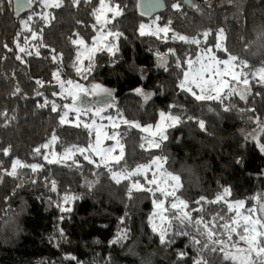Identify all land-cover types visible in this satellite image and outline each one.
I'll return each mask as SVG.
<instances>
[{"label":"trees","instance_id":"obj_1","mask_svg":"<svg viewBox=\"0 0 264 264\" xmlns=\"http://www.w3.org/2000/svg\"><path fill=\"white\" fill-rule=\"evenodd\" d=\"M174 2L176 0H165V8L158 15L161 23L171 20V29L189 38H202L201 34L209 31L207 43L202 45H213L222 28L226 39L220 55H233L252 69L264 67V47L253 42V37L264 31V0H192L197 10L181 3L183 14L171 7ZM30 4L32 9L16 19L13 0H0L3 9L0 12V42L13 48V52L0 48V55L6 56L0 60V111H6L9 116L15 114V120L10 122L0 117V149L11 146L10 155L0 154V161L5 169H10L14 159L24 164L39 163L43 167L35 173L30 168H18L16 177L4 174L0 179V264H176V251L190 244L188 237L177 236L170 248L161 245L149 222L155 197L147 192L133 191L129 199V181L117 184L105 166L90 164L79 154L74 157L79 167L72 165V161L50 164L41 155H34V149L50 143L53 134L58 138L53 149L59 154L68 146L85 147L94 137L83 126L60 125L61 109L52 112L51 103L44 108L38 107L45 98L60 105L69 102L60 95H52L54 91L59 93L53 78L58 70L61 80L98 83L112 89L116 113L119 111L125 119L141 126L155 125L160 111L182 115L181 123L166 131L168 140L160 149L141 148L144 133L122 124L119 133L125 155L120 164H111L113 170L121 166L131 170L163 155L166 158L164 168L181 177L182 187L176 191V196L188 203L187 211L201 196L212 201L225 187L230 189L228 202L243 200L245 211L258 210L264 203V154L251 137L264 143V86L252 80L247 101H241L238 96L225 101L232 105L229 111H224L225 105L215 100L197 101L190 92L181 89L179 83L186 70L185 53L195 58L198 46L172 39L165 43L155 36L141 37L139 24L150 18L138 13L136 0H120L123 15L106 26L108 30L115 29L123 34L117 41L115 56L99 51L86 61L82 73H77L73 65L78 67L79 46L72 40L82 39L92 44L99 33L93 15L94 9L99 7L98 0H81L79 5L63 0L62 7L48 11L39 6L37 0H30ZM41 12L49 14L47 23L40 19ZM25 20H30V27L37 31L40 39L33 41L31 33L24 32L18 42L23 46L28 37L33 53L34 46L42 44L39 56H24L15 46ZM169 48L175 49L177 57L181 58L180 68L173 63L176 57L168 54ZM157 50L167 59V71L158 67ZM17 54L22 56L24 63L14 58ZM54 55L58 57L55 61ZM90 63L93 70L89 73ZM140 69L144 70L146 78L142 77ZM37 80L44 82L43 87L36 84ZM17 87L18 93L15 92ZM137 87L153 92V97L145 102L135 94ZM37 91L43 95L37 96ZM188 116L194 119L188 120ZM198 119L205 121L204 130L198 127ZM237 159L240 164L236 163ZM45 178L55 179L57 193L48 191ZM134 179L145 181L141 177ZM85 180L96 183L88 189L84 186ZM66 191L80 194L81 199L74 201L71 213H60L54 205L49 206L47 199L58 200V193L63 195ZM203 208L206 220L220 209H224L220 215L225 219L235 217L234 212H227L223 201L206 203ZM125 213L127 238L113 245L110 242L122 227L118 221ZM60 215L69 218L58 225ZM191 215L198 218L201 213L191 212ZM58 226L63 229V238L57 233ZM214 226L217 232L221 231L219 224ZM240 232L239 228L233 233V241L238 240ZM220 238L227 239L223 235ZM240 244L243 242L236 246ZM230 249L233 250L231 246ZM187 252L188 258L181 264H193L197 253L192 247H187ZM70 256H75L76 260L65 258ZM203 259L207 264H236L224 259L220 251H205Z\"/></svg>","mask_w":264,"mask_h":264},{"label":"snow or ice","instance_id":"obj_2","mask_svg":"<svg viewBox=\"0 0 264 264\" xmlns=\"http://www.w3.org/2000/svg\"><path fill=\"white\" fill-rule=\"evenodd\" d=\"M39 5L43 9L48 8H60L63 6V0H37ZM81 0H71L73 5H79ZM85 2H90V0H85ZM181 3L188 4L190 7L197 10V5L192 3V0H176L172 3L171 7L182 13ZM99 7L95 8L93 15L95 17L96 25H98L97 31L100 35L93 41L92 47L85 46L84 40H72L73 44L79 45L78 55L76 57L77 63H79L83 57L87 56L89 60L92 59V54L97 51L96 45H100L102 41H108L111 37V41L102 45L101 50L115 56L118 51L117 41L122 37V33L116 31L115 29L108 30L106 26L111 20H115L116 17L123 15V9L121 8L120 0H98ZM125 8L127 5L124 6ZM3 9L0 8V12ZM106 13H110L111 16H107ZM183 14V13H182ZM40 19L47 23L49 14L41 12ZM23 27L21 32L16 38L15 46L18 48L19 53L24 54V56L40 55L39 48L43 47L42 44L38 43L34 47L36 48L35 53L29 49V38L25 37L23 46L20 45L19 36L23 35L24 32L31 33L30 39L33 41H39L40 36H38L37 31H34L30 27V20H25L22 22ZM139 35L143 36H155L160 39V34L164 36V42H168L169 33L171 32V39L173 41H180L189 45L198 46L200 55H197L195 59L189 58L185 53L184 62L187 64L188 70L183 73V80L180 81L179 87L187 92H190L192 96L195 97L197 101L204 100H215L220 104L225 105L224 111H229L232 107L231 104H225L229 98L233 96H238L241 101H247L248 97L251 95V89L249 85V76L256 80L262 86H264V67H261L255 71H237V65L240 69H247L248 65L243 60H238L237 57L230 55L227 59H217L213 54V47H199L201 44L207 43V38L210 35L209 31L202 33V38H189L185 35H180L171 29V20H168L165 26H160L157 20H154L152 24H139ZM42 35V29L40 30ZM218 42L215 43L214 47L216 49H221L223 47V42L225 41L224 29H219L217 32ZM253 42L257 43L259 46L264 47V31H261L256 36L253 37ZM0 48L5 49L7 52H13V48L7 43L0 42ZM226 51V49H225ZM168 54L176 59L173 61L176 68L181 67V58L177 57L175 49L169 48L167 50ZM155 56L158 60V67L163 68L165 71L168 70V64L166 57L161 54L158 50L155 51ZM14 58L21 63H24L21 55H15ZM6 59V56L0 55V60ZM52 59L55 61L58 59L57 56H53ZM115 63V61H113ZM76 67L77 73L82 71L81 68ZM93 70V64H89L87 72ZM142 77L146 78V73L143 69H140ZM225 77H230L226 79ZM53 78L59 86V93L53 92V96L60 95L65 99L71 98L70 103L57 104L55 101L49 102L47 98L44 102L38 104V107L44 108L51 103V111L56 112L61 109V115L59 119V124L64 125L66 123H74L75 127H81L88 129L89 133H95L94 143H90L87 147H78L76 145L68 146L64 148L62 155L59 157L55 153L43 154V160L48 161V163H63L64 161L71 160L72 165L79 167L74 159L75 154L79 153L84 156L90 164L94 162V158L91 155L100 157V164H104L107 167L108 172L111 175V179L119 184L122 180L130 181V185L127 186V196L129 199L132 198V192H147L151 194L155 199L152 200L154 211L149 217V222L152 225V232L156 233L159 237V243L165 247H171L176 242L177 236H186L189 238L190 244L187 247H192L197 253L193 257V264H207V261L203 259V253L205 251L209 253H214L217 251L223 252L224 259L232 260L237 262V264H264V217L254 218L253 214L257 211L256 208H249L247 210L248 214H242L240 209L244 207V201L238 200L235 203L228 202V197L230 196V189L225 187L223 191L218 193L214 200L207 201L205 197L201 196L199 199L194 201V206L190 211L188 203L180 197L176 196V191L182 187L181 177L176 174H172L166 168L164 164L166 163V158L163 155L155 157L149 164L140 165L133 170H129L126 166H121L118 170H113L112 167H108V164L114 161L116 164H120V161L124 158V147L121 143V134L116 131H112L109 134L105 131V128L111 127L112 129H117L120 123L128 125L132 128H137L143 133H147L146 136L142 138L143 142L140 147L149 150L152 148L160 149L161 145L168 140V135L166 130L169 127L179 125L182 120L181 114H173L165 111L159 112L160 122L153 128L152 124L142 127L139 123L130 122L123 118V114L117 111L116 116L113 115H103L105 109L114 106L113 103L105 104L103 107L96 108L94 105L92 107H83L81 105L82 97L92 95V96H106L113 97V91L103 87L101 84H92L91 87L85 88L81 83H75L73 80L68 79L66 81L61 80L60 71L53 73ZM86 79L87 76H83ZM231 81V82H230ZM43 81L37 80L36 84L43 87ZM243 86H239L240 84ZM193 85L199 89V94L193 91ZM71 86V87H69ZM20 89L17 87L15 92H19ZM136 95L143 98L145 102L149 101L154 93L151 91H145L143 87H137L134 89ZM163 93H161L162 95ZM37 96H42L43 93L37 91ZM172 107H176L172 105ZM249 111H254V109L249 108ZM69 113H74V121H69ZM91 114L93 119L90 122L85 123L81 117ZM0 117L4 118L6 121H14L15 114L9 116L6 111H0ZM109 122L108 125L103 123H98L97 120ZM188 120H193L192 116L187 117ZM198 127L201 130L205 129V121L198 119L196 121ZM6 126V125H5ZM264 130V127H262ZM56 135H52L50 143H44L34 149V155H41L42 149H49L57 141ZM251 139L257 143L259 151L264 154V143H260L259 140L253 136ZM102 140H114L115 144L109 147H102ZM119 149L118 155H113ZM11 153V146L4 147L0 149V154L3 156H8ZM88 153V155H85ZM237 164H240V159L236 160ZM99 164L97 165V167ZM43 166L39 163L24 164L20 159H14L10 162V169H5L3 162L0 161V179L6 174L11 177H16L18 175V168H30L33 173L39 171ZM155 168L152 172L151 178L147 176V172ZM134 177H143L146 183H141L140 180H134ZM32 183L35 184L36 180L33 179ZM96 181L85 180L84 186L88 189H92ZM45 186L48 188L49 192L57 193V185L55 179L45 178ZM157 193L160 194L157 197ZM59 199L53 200L52 197H48L47 203L49 206H55L58 208L60 213H71L73 208L72 204L74 201L81 199L80 194H71L67 191L60 195L58 193ZM162 197V198H161ZM172 197L173 200L169 201V205L165 206V200ZM255 199V197H254ZM224 202L227 205V212L235 213V217L221 216L220 212L224 209H220L215 215L210 216L209 219H205L203 205L206 203H220ZM199 206V207H196ZM191 212H198L201 215L198 218H193ZM261 212H264V204L261 205ZM227 215V213H226ZM121 217L118 224L122 227L117 231L115 239L110 243L115 245L121 243L127 238V225L125 224V218ZM69 217L66 215H60L58 220L62 223L65 219ZM231 221V223L229 222ZM220 221H224L220 223ZM219 224L220 232L214 225ZM240 228L241 232L237 241L232 240L233 233L237 232ZM173 229L175 231L173 232ZM58 235L63 238V229L59 226L57 227ZM226 236L227 239H221V236ZM243 242L247 245L246 248H239L236 245L239 242ZM230 246L235 248V252L230 251ZM187 247L184 249H179L176 251V264H181L182 261L188 258ZM66 259L76 260L75 256L65 257Z\"/></svg>","mask_w":264,"mask_h":264},{"label":"rangeland","instance_id":"obj_3","mask_svg":"<svg viewBox=\"0 0 264 264\" xmlns=\"http://www.w3.org/2000/svg\"><path fill=\"white\" fill-rule=\"evenodd\" d=\"M107 2V1H106ZM40 6V5H39ZM48 9H50V8H48ZM48 9H46V11H48ZM106 15L107 16H111V14L110 13H106ZM157 18H158V23H159V25L160 26H165L166 24H163V23H161L160 22V16H156V17H154V18H150V19H148L147 21H144L143 23L144 24H152L153 23V21L154 20H157ZM111 21H113V20H111ZM110 21V22H111ZM98 26V25H97ZM98 35H100V33H98L97 34V36ZM97 36H95V38H94V40L97 38ZM160 37L164 40V36H163V34L161 33L160 34ZM111 37H109L108 38V41H102L101 42V44L100 45H96V47H97V51L95 52V53H93L92 54V57L97 53V52H99V51H103V50H101V47H102V45L103 44H105V43H108V42H110L111 41ZM169 39H171V34L169 33V37H168V40ZM93 40V41H94ZM216 42H218V37L216 38V41H215V43ZM85 43V42H84ZM215 43L213 44V45H202L201 44V47H204V48H206V47H213V54L217 57V59H221V60H223V59H227L228 57H226V56H222V55H220L219 54V51L220 50H223V48H224V44H223V47L221 48V49H216L215 47H214V45H215ZM92 45H93V42H92V44H90V45H88L87 43H85V46H87V47H92ZM79 46V45H78ZM80 47V46H79ZM197 55H200V52H198V54ZM196 55V56H197ZM195 56V57H196ZM193 59H195V58H193ZM87 60H89V58L87 57V56H85V57H83V59L78 63V67L79 68H81L82 70H83V68L85 67V63H86V61ZM257 69H259V68H250V66L248 65V68L247 69H240L239 68V65H237V68H236V70L237 71H241V70H243V71H246V72H250V71H255V70H257ZM188 70V68H187V65H186V70L185 71H187ZM81 73H82V71H81ZM226 79H229L230 80V77H225ZM181 80H183V77L181 78ZM252 80H254V79H252V77L251 76H249V85H248V87L250 86V82L252 81ZM231 82V81H230ZM75 83H80V82H75ZM83 85H84V87L85 88H89V87H91V85L92 84H87V83H82ZM93 84H96V83H93ZM180 84V83H179ZM239 86H243V84L241 83ZM69 87H71V86H69ZM104 87V86H103ZM106 87V86H105ZM106 88H108V87H106ZM108 89H110V88H108ZM110 90H112V89H110ZM184 90V89H183ZM193 91H196L197 92V94H199V89L198 88H196L194 85H193ZM67 100H69V102L68 103H70L71 102V98L69 97V98H67ZM108 103H113V101H112V99L111 98H109V97H106V96H92V95H88V96H84V97H82V101H81V105L83 106V107H92L93 105L96 107V108H100V107H103L105 104H108ZM115 108V106H113V107H111V108H107V109H105V111H104V113H103V115H105V116H107V115H113V116H116V109H114ZM115 110V111H114ZM93 118H95V117H93L91 114H89V115H87V116H82L81 117V119L85 122V123H87V122H90V120L91 119H93ZM124 118V117H123ZM69 121H74V113H69ZM125 119V118H124ZM97 122L98 123H103V124H105V125H108L109 124V122L107 121V120H104V121H100L99 119L97 120ZM160 122V120L155 124V125H153V128H155V126L158 124ZM69 124H74V123H69ZM123 123H120V126L122 125ZM82 126V125H81ZM119 126V127H120ZM142 127H144V126H142ZM174 127V126H173ZM169 128H171V127H169ZM169 128H167V130L169 129ZM166 130V131H167ZM105 131H107L109 134H111V132L112 131H116V132H119V128H117V129H112L110 126L109 127H107V128H105ZM93 135H94V137L92 138V140H91V142L90 143H94V140H95V133L93 132ZM147 135V133H144V136H146ZM113 144H115V141L114 140H102V147H109V146H111V145H113ZM54 144L49 148V149H44V151L43 152H41V156H43V154H51V153H55L56 154V156L57 157H59L60 155H62V154H59V153H56L55 151H54ZM88 146V145H87ZM87 146H85V147H87ZM116 152H118V153H116ZM115 153H113V155H118L119 154V149H117V151H116ZM63 153V152H62ZM77 154H79V153H77ZM76 155V154H75ZM79 155H81V154H79ZM85 155H88V153H85ZM92 156H93V158H94V163H98V164H100V157L99 156H97V155H95L94 153H92L91 154ZM82 157H84L83 155H81ZM75 157V156H74ZM68 161H71V160H67V162ZM113 162L114 161H112V162H110L109 164H108V167H113V165H111V164H113ZM115 163V162H114ZM101 165H103V166H105L104 164H101ZM107 168V167H106ZM133 169H135V168H133ZM133 169H131V170H133ZM115 170H118V169H115ZM153 171H155V168H152V169H150L148 172H147V176H148V178L150 179L151 178V175H152V172ZM141 178H143V177H141ZM134 179V178H133ZM134 180H136V179H134ZM138 180H140V179H138ZM128 181V180H127ZM129 183H131L130 181H129ZM141 183H146L145 181H143V182H141ZM171 200H173V198L172 197H169L167 200H165V206L167 207L168 205H169V201H171ZM231 203V202H230ZM233 203H235V202H233ZM262 204H264V203H262ZM261 204V205H262ZM261 205H259V208H258V210L253 214V216H254V218H260V217H264V212H261ZM244 207H245V204H244ZM244 207L242 208V209H240V212L242 213V214H245V215H247L248 214V212L247 211H245L244 210ZM152 226V225H151ZM239 229V228H238ZM236 247H239V248H246L247 247V245H245L244 243L243 244H240V245H238V246H236ZM233 250H231L230 249V251H232V252H235V248H232ZM232 261V260H231ZM233 262H235V261H233ZM236 264H237V262H236Z\"/></svg>","mask_w":264,"mask_h":264},{"label":"water","instance_id":"obj_4","mask_svg":"<svg viewBox=\"0 0 264 264\" xmlns=\"http://www.w3.org/2000/svg\"><path fill=\"white\" fill-rule=\"evenodd\" d=\"M138 13L148 19L158 16L165 8V0H136ZM14 17L20 19L32 9L30 0H13Z\"/></svg>","mask_w":264,"mask_h":264}]
</instances>
